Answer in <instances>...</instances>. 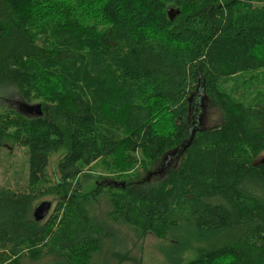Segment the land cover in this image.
Masks as SVG:
<instances>
[{
  "label": "trees",
  "instance_id": "trees-1",
  "mask_svg": "<svg viewBox=\"0 0 264 264\" xmlns=\"http://www.w3.org/2000/svg\"><path fill=\"white\" fill-rule=\"evenodd\" d=\"M0 101V147H24L28 169L0 186V264H91L110 234L83 199L103 188L111 221L171 234L166 264H264V0H0ZM91 165L101 187L83 195L71 179Z\"/></svg>",
  "mask_w": 264,
  "mask_h": 264
},
{
  "label": "rangeland",
  "instance_id": "rangeland-1",
  "mask_svg": "<svg viewBox=\"0 0 264 264\" xmlns=\"http://www.w3.org/2000/svg\"><path fill=\"white\" fill-rule=\"evenodd\" d=\"M175 13V16H177L179 11L177 10ZM260 78L261 73L258 72L257 77L253 79L251 85L243 84L241 85V88L245 89L246 87L251 86V89L254 90L257 87L256 80L258 79L260 81ZM240 80L241 79L239 78V81ZM226 87L232 88V79L226 83ZM200 101L201 103L199 105V109L196 111V114L193 112V114L191 113V115L196 117V120L203 123L202 126L204 127L218 123L219 112L214 104L211 101L208 102L206 96H204V98ZM4 102L9 103L15 108H18V104L15 102H11L9 100H6ZM202 102H205V104H203ZM192 111H194V109H192ZM58 153L59 155L55 153L50 156V159L52 160L51 163H54H50L46 167L47 175L53 182H55L56 179L61 178L56 168V164L58 157H62L65 152L63 150H60ZM171 163H173V160L169 164ZM88 169H90V171ZM138 169L140 170L141 175H144V178L147 179V181L155 180V178H160L161 176H163L162 173L155 175L153 170H151V176L150 178H147V170H143L140 167ZM92 170V165L90 168L85 167L77 177L71 179L72 183L76 182V184L80 186V194L87 195L88 193L90 194L95 186L101 187V185L94 184L96 177ZM27 171V154L24 151V147L21 148L20 146L16 145L15 147H13L10 155L7 154L5 149L0 147V186L11 188H16L18 186L21 187L25 183ZM98 171H96V174H104V172ZM118 181L119 180H117V182ZM99 183L101 184L100 181ZM104 190L105 188H103V191L100 194L95 196L93 195V190L91 192V195L88 194V200L82 198L85 203L84 206L90 217H93L92 219H94V221L101 220L100 224L104 223V229L106 231L109 230L108 232L110 234V238L105 239L103 236L99 237L100 250L98 252V255L95 254L92 258L91 264H134L132 258H137L141 262V264H166L164 263L163 249L169 245L171 234L168 235V238L166 239H158L149 232L145 235L144 239H138V237L136 236V230L131 225L121 222H113L108 218L107 212L110 210V205L108 202V198L105 196L106 194ZM90 197L92 198L90 199ZM41 200L51 201L50 209L46 215L47 217H45L44 219L46 221L53 207L55 206V201L57 199L50 195H44L38 201H36V203ZM124 253L129 257V259L122 258L126 261H119L118 258ZM46 257L48 256H42L38 259V261L24 258L22 259L21 264H50V259ZM135 263L138 264V262Z\"/></svg>",
  "mask_w": 264,
  "mask_h": 264
},
{
  "label": "water",
  "instance_id": "water-1",
  "mask_svg": "<svg viewBox=\"0 0 264 264\" xmlns=\"http://www.w3.org/2000/svg\"><path fill=\"white\" fill-rule=\"evenodd\" d=\"M177 9L168 7L166 9V13L171 20L175 16V12ZM17 111L24 115H33L39 116L41 114V105L40 103H27L23 101L18 105ZM51 201L50 200H42L39 202L32 210V217L36 221H40L44 219L50 209Z\"/></svg>",
  "mask_w": 264,
  "mask_h": 264
}]
</instances>
